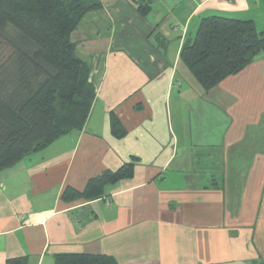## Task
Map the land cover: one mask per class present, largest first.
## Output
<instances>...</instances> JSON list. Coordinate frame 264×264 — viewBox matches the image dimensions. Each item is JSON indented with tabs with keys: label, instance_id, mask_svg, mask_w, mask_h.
Wrapping results in <instances>:
<instances>
[{
	"label": "crops",
	"instance_id": "0c3cea01",
	"mask_svg": "<svg viewBox=\"0 0 264 264\" xmlns=\"http://www.w3.org/2000/svg\"><path fill=\"white\" fill-rule=\"evenodd\" d=\"M99 1L71 33L94 90L84 126L0 170V264H264V52L208 91L179 59L201 18L257 28L264 0ZM129 162L102 197L61 198Z\"/></svg>",
	"mask_w": 264,
	"mask_h": 264
},
{
	"label": "trees",
	"instance_id": "16d2710c",
	"mask_svg": "<svg viewBox=\"0 0 264 264\" xmlns=\"http://www.w3.org/2000/svg\"><path fill=\"white\" fill-rule=\"evenodd\" d=\"M137 12H149L137 0ZM99 0H0V38L9 48L0 64V170L55 139L80 130L91 109L94 90L89 67L76 53L71 33L87 12L100 9ZM264 52V30L252 20L221 15L200 19L186 38L179 59L204 91L236 74ZM111 132L125 134L114 115ZM134 163L104 170L88 179L81 191L66 187L61 198L93 200L109 184L130 177ZM58 264H116L106 255H56ZM6 264H25L8 259Z\"/></svg>",
	"mask_w": 264,
	"mask_h": 264
},
{
	"label": "rangeland",
	"instance_id": "374dc122",
	"mask_svg": "<svg viewBox=\"0 0 264 264\" xmlns=\"http://www.w3.org/2000/svg\"><path fill=\"white\" fill-rule=\"evenodd\" d=\"M259 16L261 17L259 19V21H257V30H261L260 28H264V12L263 13H259ZM263 26V27H262ZM10 53L9 48L4 44V42L2 41V39L0 38V64L3 63V61L8 57ZM202 175L207 176V173H202ZM218 180V179H217ZM201 181H203L204 183H209V179H201Z\"/></svg>",
	"mask_w": 264,
	"mask_h": 264
}]
</instances>
